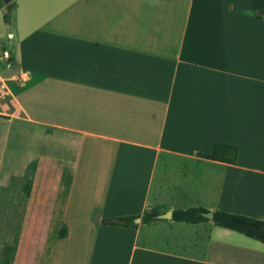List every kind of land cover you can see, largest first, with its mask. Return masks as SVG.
<instances>
[{
    "label": "crops",
    "instance_id": "0c3cea01",
    "mask_svg": "<svg viewBox=\"0 0 264 264\" xmlns=\"http://www.w3.org/2000/svg\"><path fill=\"white\" fill-rule=\"evenodd\" d=\"M12 3L7 22L0 0L12 58L1 149L33 150L0 209H50L54 223L0 220V264H264L260 240L159 217L204 207L264 220V0ZM216 143L236 161L202 155Z\"/></svg>",
    "mask_w": 264,
    "mask_h": 264
},
{
    "label": "trees",
    "instance_id": "16d2710c",
    "mask_svg": "<svg viewBox=\"0 0 264 264\" xmlns=\"http://www.w3.org/2000/svg\"><path fill=\"white\" fill-rule=\"evenodd\" d=\"M8 5L7 12L5 13V21L9 22L11 19V10L13 8L12 0H6ZM263 12V11H262ZM257 16L264 17L261 13H256ZM230 147L223 143H216L214 146V150L212 153H202L203 156L216 160H231V162L236 161L237 149L235 151H227L228 154H234L233 158H228L224 150L225 148ZM236 153V154H235ZM209 210L204 207H190L187 209H175L173 212V219L177 221H188V222H200L204 220H209L207 217L203 215L204 212H208ZM214 218L212 221L220 226L231 228L237 230L249 237L260 240L264 243V220L243 215L236 214L226 211L216 210L213 212ZM158 212L148 213L143 216L144 221H151L156 218ZM140 217L139 215H130V216H119L112 218H104L102 219L103 223L112 224V225H124L131 226L135 225L134 220ZM68 228L64 225L60 231V237H65L67 235Z\"/></svg>",
    "mask_w": 264,
    "mask_h": 264
},
{
    "label": "rangeland",
    "instance_id": "374dc122",
    "mask_svg": "<svg viewBox=\"0 0 264 264\" xmlns=\"http://www.w3.org/2000/svg\"><path fill=\"white\" fill-rule=\"evenodd\" d=\"M6 114H4L3 109H0V124L2 122H7V118L5 116ZM2 130L3 128L0 127V194L1 192H17L18 191V187H19V183L18 180L19 178H11L9 180L8 183L3 184V182H6V178L8 177V173L12 172L15 174H18L19 171H21V166L23 165L24 162V156L25 153L27 154V151H32L33 150V146L32 143L30 144V142L28 140H24L21 144H18L16 142H14L13 145L8 147V150H2V146L6 140V137L4 138V135H2ZM10 144L11 141L15 139H17L18 137H15L14 133H12V135L10 136ZM13 143V142H12ZM31 145V147H30ZM5 155V157H4ZM15 168V170L13 169ZM15 172H14V171ZM21 180V179H20ZM19 180V181H20ZM43 181V186L46 185L48 179H42ZM65 181V180H64ZM22 182V181H21ZM23 191L25 193L26 198L28 199V197L30 199H32V190L34 187V181L33 178H25L23 179ZM26 199V200H27ZM1 200V199H0ZM36 213H41V215H44V218H46L47 221V225L48 227L53 225L54 221H53V212L50 209H44L42 211H35V210H30V209H25L22 211L19 210H3L0 209V220L2 219H7V218H26V220L28 218H32L34 217V214ZM10 249H15L14 245H11Z\"/></svg>",
    "mask_w": 264,
    "mask_h": 264
},
{
    "label": "built area",
    "instance_id": "2783aa9c",
    "mask_svg": "<svg viewBox=\"0 0 264 264\" xmlns=\"http://www.w3.org/2000/svg\"><path fill=\"white\" fill-rule=\"evenodd\" d=\"M4 64L6 67L12 65L11 51L8 47L0 46V65ZM22 80L25 76L20 77ZM8 95L7 87L4 82L0 79V99L6 98Z\"/></svg>",
    "mask_w": 264,
    "mask_h": 264
},
{
    "label": "water",
    "instance_id": "95a60500",
    "mask_svg": "<svg viewBox=\"0 0 264 264\" xmlns=\"http://www.w3.org/2000/svg\"><path fill=\"white\" fill-rule=\"evenodd\" d=\"M203 215L205 217H207L208 219L212 220L214 218V213L212 211H208V212H204ZM160 218H165V219H172L173 217V213L171 210L163 213V214H160L159 215ZM139 220V219H137Z\"/></svg>",
    "mask_w": 264,
    "mask_h": 264
}]
</instances>
